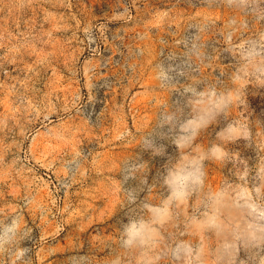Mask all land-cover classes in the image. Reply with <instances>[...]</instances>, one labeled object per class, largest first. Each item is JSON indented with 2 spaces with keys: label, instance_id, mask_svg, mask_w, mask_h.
<instances>
[{
  "label": "rangeland",
  "instance_id": "obj_1",
  "mask_svg": "<svg viewBox=\"0 0 264 264\" xmlns=\"http://www.w3.org/2000/svg\"><path fill=\"white\" fill-rule=\"evenodd\" d=\"M233 15L223 0H0V219L22 214L27 264L75 256L106 264L131 210L123 189L159 203L177 150L159 137L164 156L138 145L161 107L180 98L159 83L157 67L195 35L208 57L200 77L227 86L234 61L224 31ZM246 100L255 132L257 122L264 127V89L250 86ZM223 124L198 142H211ZM229 147L255 164L254 147ZM129 159L148 165L145 184L124 180ZM231 167L209 163L205 188L216 190ZM197 204L180 205L164 234L180 233Z\"/></svg>",
  "mask_w": 264,
  "mask_h": 264
},
{
  "label": "clouds",
  "instance_id": "obj_2",
  "mask_svg": "<svg viewBox=\"0 0 264 264\" xmlns=\"http://www.w3.org/2000/svg\"><path fill=\"white\" fill-rule=\"evenodd\" d=\"M223 4L234 13L224 31V52L234 61L228 85L200 77L199 66L208 57L195 35L185 38L179 54L170 53L158 65L157 80L180 99L161 107L155 129L138 146L154 157L164 156L166 148L157 143L159 137L175 146L177 156L167 161L160 177L159 203L146 198L138 202L137 189H123L125 206L131 210L118 229V250L106 264H264V127L257 122L253 132L246 100L250 86L264 89V0H223ZM256 25L259 30L253 31ZM221 120L223 127L211 142H198L202 133ZM240 141L254 147V165L230 150ZM209 163L222 170L232 166L231 176L224 175L216 190L205 188ZM122 172L125 181L138 179L143 185L148 165L129 159ZM153 188L148 186L147 191ZM241 189L249 194L237 199ZM189 199H198V204L185 227L178 234L165 235L163 227ZM29 238L21 213L0 219L3 264H27L29 249L21 245ZM242 251L248 254L247 260H241ZM70 264L92 261L75 256Z\"/></svg>",
  "mask_w": 264,
  "mask_h": 264
}]
</instances>
